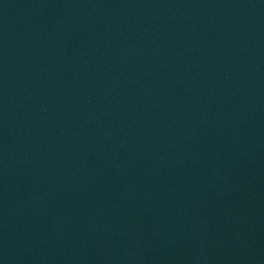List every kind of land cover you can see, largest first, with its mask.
Wrapping results in <instances>:
<instances>
[{
	"label": "water",
	"instance_id": "95a60500",
	"mask_svg": "<svg viewBox=\"0 0 264 264\" xmlns=\"http://www.w3.org/2000/svg\"><path fill=\"white\" fill-rule=\"evenodd\" d=\"M0 264H264V0H0Z\"/></svg>",
	"mask_w": 264,
	"mask_h": 264
}]
</instances>
